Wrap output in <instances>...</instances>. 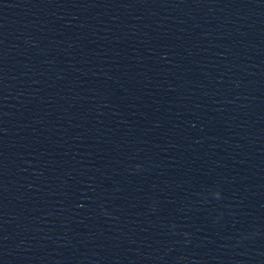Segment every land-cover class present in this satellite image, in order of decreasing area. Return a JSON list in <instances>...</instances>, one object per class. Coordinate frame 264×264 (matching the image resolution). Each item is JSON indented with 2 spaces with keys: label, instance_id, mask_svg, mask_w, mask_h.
I'll use <instances>...</instances> for the list:
<instances>
[{
  "label": "water",
  "instance_id": "water-1",
  "mask_svg": "<svg viewBox=\"0 0 264 264\" xmlns=\"http://www.w3.org/2000/svg\"><path fill=\"white\" fill-rule=\"evenodd\" d=\"M151 264H264V0H123Z\"/></svg>",
  "mask_w": 264,
  "mask_h": 264
}]
</instances>
